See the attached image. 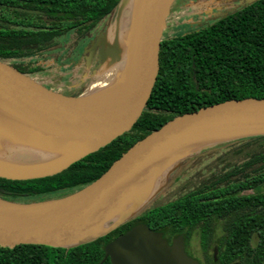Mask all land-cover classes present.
<instances>
[{
  "label": "water",
  "instance_id": "1",
  "mask_svg": "<svg viewBox=\"0 0 264 264\" xmlns=\"http://www.w3.org/2000/svg\"><path fill=\"white\" fill-rule=\"evenodd\" d=\"M129 1L122 0V5ZM173 2L134 0L125 42L123 86L112 104L89 102L82 97L83 92L68 95L56 91L0 59V137L47 155L43 164L26 163L25 172L9 169L15 166L12 160H0V177L21 179L60 172L132 128L157 80L161 41ZM110 38L109 42L104 40L106 49L100 58L104 61L109 57L112 64H118L122 60L119 33L110 32ZM259 135H264V97L228 99L179 114L135 142L100 177L79 190L32 202L0 198L1 203L13 207L42 205L45 209L27 219L0 209V245L71 248L94 240L125 222L133 205L120 221L115 222L116 217L139 197L141 188H152L161 171L180 156ZM107 226L102 233L100 229ZM217 254L216 246L215 260ZM108 259L111 264H202L187 252L183 235L170 243L163 231L145 222L112 239L98 264Z\"/></svg>",
  "mask_w": 264,
  "mask_h": 264
},
{
  "label": "trees",
  "instance_id": "2",
  "mask_svg": "<svg viewBox=\"0 0 264 264\" xmlns=\"http://www.w3.org/2000/svg\"><path fill=\"white\" fill-rule=\"evenodd\" d=\"M0 1L18 3V0ZM32 1H43L56 10L73 13L75 23L84 21L87 28L73 32L79 36L96 24L111 20L122 6V0ZM64 31L67 30H58L56 34ZM20 32L0 27V59L7 61L12 55L21 53L19 49L15 51L14 45L18 43ZM159 62L151 97L129 131L60 172L21 179L0 177V198L32 202L74 192L100 177L135 142L175 116L228 99L264 97V0H252L216 21L164 37ZM251 141H256V146L244 154L241 162L216 160L207 169L217 170H210L202 184L197 185L195 181L174 199L150 205L105 235L71 248L0 245V264H98L106 245L139 222L163 231L166 236L184 235L185 238L201 224L203 247L207 249L212 232L211 218L228 213L235 217L229 219L226 234L216 241L217 262L212 257L206 258L204 264L234 261L264 264V193L259 187L264 183V135L226 143ZM222 184L225 185L220 187ZM246 187L255 188V193L241 194ZM219 192L223 194L217 196ZM247 208L250 211L245 214ZM238 214L244 216L238 218ZM104 264H111L110 259Z\"/></svg>",
  "mask_w": 264,
  "mask_h": 264
},
{
  "label": "rangeland",
  "instance_id": "3",
  "mask_svg": "<svg viewBox=\"0 0 264 264\" xmlns=\"http://www.w3.org/2000/svg\"><path fill=\"white\" fill-rule=\"evenodd\" d=\"M250 1L251 0H174L167 19V25L164 29L163 38L173 35L178 31H188L198 27L200 24L216 21L223 15L231 13V11L235 10L237 7H241ZM119 17L124 18L125 25L123 24L120 26L117 24ZM129 21L130 14H127V12H122L120 14V11L117 10L114 17L109 21L107 20L105 23L106 25L104 24L105 31H103L102 38L106 42H109L111 41L110 32L111 35L118 32L120 41L126 42L128 39ZM111 64L110 59H107L102 69L87 82L82 92L87 90L89 86L96 84L100 75L106 69V66L108 67ZM62 74L63 76L59 74H54L53 76L48 75L47 79H45L53 86L54 90L61 93H63L62 91L68 90V86L77 76L75 69ZM254 146H256V141L233 145L222 143L218 146L215 145L192 151L184 154V156H180L166 169L161 171L162 174L159 181H157L152 188L148 191L146 190L147 186L141 188L139 197L133 202L131 216L126 220L135 217L150 205L166 203L187 191L193 186L194 182L198 181L204 174L208 173L210 170H217L207 169L209 165H213L216 160H226V163L241 162L244 154L248 150L254 148ZM261 190H264V187ZM211 223L212 232L209 240H207L209 242L207 249L203 247L201 224L194 227L191 234L186 237V248L188 252L199 259L203 264L206 258L211 259L213 257V247L216 245V241L226 234L229 220L226 219L221 221L214 219ZM172 237L173 236H170L169 238L171 239Z\"/></svg>",
  "mask_w": 264,
  "mask_h": 264
},
{
  "label": "flooded vegetation",
  "instance_id": "4",
  "mask_svg": "<svg viewBox=\"0 0 264 264\" xmlns=\"http://www.w3.org/2000/svg\"><path fill=\"white\" fill-rule=\"evenodd\" d=\"M23 4L28 5L25 6ZM239 8L240 7H237L235 10L231 11V13ZM7 9H9V11H7ZM27 14H34L35 16L29 17ZM17 18L22 21H18ZM75 22L73 13L64 10H56L50 4L43 1L18 0V3L0 1V27L14 28L15 30L21 31L19 33L20 37L17 40L18 43L14 44L15 51L19 49L21 53L12 55L13 57L9 58L7 61L14 67L18 66L25 69L29 72V75L38 78V80L40 79L39 81L52 89L53 86L45 80L48 75L53 76L54 74H59L63 76L62 73L75 69L77 76L68 86V90L62 92L64 94H80L85 89L87 82L102 69L109 57L104 61L100 59L102 49H106V43L102 38L103 31H105L104 24L106 22L96 24L89 32L80 36L77 35L78 33L73 34V32L81 28L84 30L87 28V25L84 24V21L83 23ZM58 30L67 31L56 34ZM32 32H34L35 35ZM11 34L10 32L9 35ZM99 37L100 39L98 40ZM17 44L19 45L18 47ZM91 52L92 55L89 59ZM53 57L56 58V61H53ZM206 174L198 180L197 185L202 184ZM224 185L225 184L219 186L222 187ZM263 185L264 183L260 184V190L264 187ZM261 192L264 193V190H261ZM252 193H255V188L246 187L241 191V194L244 195H250ZM220 194L223 193L219 192L217 196ZM245 210L247 211L245 214H248L250 208ZM242 216L244 215L238 214L237 217L240 218ZM233 217L235 216L232 213L223 215L217 214L213 216L211 220L223 221ZM164 237L172 243V240L176 236L170 239L169 236H166L164 233ZM216 246L218 247V245L214 247ZM215 262L217 261L215 260ZM235 262L236 261L231 264Z\"/></svg>",
  "mask_w": 264,
  "mask_h": 264
},
{
  "label": "bare ground",
  "instance_id": "5",
  "mask_svg": "<svg viewBox=\"0 0 264 264\" xmlns=\"http://www.w3.org/2000/svg\"><path fill=\"white\" fill-rule=\"evenodd\" d=\"M134 0H130L128 4L122 5L120 8V14L122 12H127L130 14L133 7ZM115 15V14H114ZM114 17V16H113ZM124 18L119 17L117 20L118 25H125ZM121 55L122 60L118 64H111L103 71L100 75L98 82L92 86H89L82 94V97L87 101L97 104H112L118 98V92L123 86V77L125 72V67L127 64L126 58V43H121ZM99 64V62H98ZM89 74V73H88ZM87 76V75H86ZM85 80V79H84ZM78 90V89H77ZM133 201L127 206L124 212H121L117 217L116 221H120L125 213L131 209ZM12 204H3L0 202V209L7 212L8 214H13L16 217L27 219L35 217L45 211L42 205H30L26 207H13ZM109 229V226L103 227L100 231L103 233Z\"/></svg>",
  "mask_w": 264,
  "mask_h": 264
},
{
  "label": "crops",
  "instance_id": "6",
  "mask_svg": "<svg viewBox=\"0 0 264 264\" xmlns=\"http://www.w3.org/2000/svg\"><path fill=\"white\" fill-rule=\"evenodd\" d=\"M0 143L5 144V146H0V160H12L15 163V166L9 167V169H13L14 171L25 172L26 169H24L23 166L28 162L32 163V165L43 164L44 158L47 156L43 153L39 154L34 151L31 152V148L27 145L16 142L8 137L1 136ZM29 151L31 152L30 155L28 154ZM27 156H29V159Z\"/></svg>",
  "mask_w": 264,
  "mask_h": 264
}]
</instances>
